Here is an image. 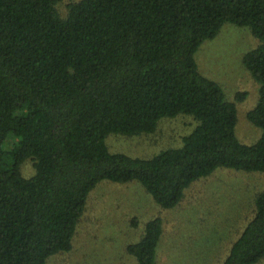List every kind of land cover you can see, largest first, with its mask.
I'll return each instance as SVG.
<instances>
[{"label":"trees","instance_id":"trees-1","mask_svg":"<svg viewBox=\"0 0 264 264\" xmlns=\"http://www.w3.org/2000/svg\"><path fill=\"white\" fill-rule=\"evenodd\" d=\"M60 1L0 0V264H48L70 252L103 180L138 181L173 209L218 168L264 173V0H79L66 16ZM226 23L259 40L242 60L260 85L248 118L262 135L252 144L236 135L237 103L195 58ZM181 113L198 122L183 146L151 158L109 150L110 133H154ZM254 202L221 264L264 259V190ZM163 233V219H149L127 253L158 264Z\"/></svg>","mask_w":264,"mask_h":264},{"label":"rangeland","instance_id":"rangeland-1","mask_svg":"<svg viewBox=\"0 0 264 264\" xmlns=\"http://www.w3.org/2000/svg\"><path fill=\"white\" fill-rule=\"evenodd\" d=\"M79 0H62V16L68 5ZM259 40L250 29L226 23L218 35L204 41L195 54L203 75L217 81L226 97L238 107L236 135L245 144L255 143L262 129L248 118L259 100V83L243 64V56ZM246 92L238 101L237 93ZM197 121L181 113L163 117L154 133L126 135L110 133L106 142L111 152L151 158L164 149L183 146V137ZM13 137L8 139L11 147ZM23 175H33L26 162ZM264 190L263 172L218 168L201 177L184 191L173 209H163L138 181H101L89 194L83 217L77 226L70 252L54 256L48 264H137L126 248L140 240L146 221L163 219L164 233L158 246V264H221L228 256L231 238L253 218L255 197ZM258 264H264V259Z\"/></svg>","mask_w":264,"mask_h":264},{"label":"crops","instance_id":"crops-1","mask_svg":"<svg viewBox=\"0 0 264 264\" xmlns=\"http://www.w3.org/2000/svg\"><path fill=\"white\" fill-rule=\"evenodd\" d=\"M245 228V227H244ZM243 231V230H242ZM242 231H239V233H237V235L235 236V237H233L232 236V238H231V246H230V248H229V252H230V250H231V247H232V245H233V240H235L241 233H242Z\"/></svg>","mask_w":264,"mask_h":264}]
</instances>
